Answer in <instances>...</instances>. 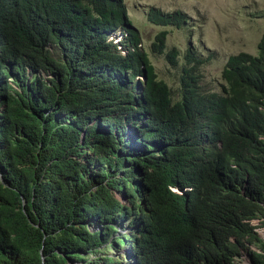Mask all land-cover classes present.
<instances>
[{"label": "trees", "instance_id": "1", "mask_svg": "<svg viewBox=\"0 0 264 264\" xmlns=\"http://www.w3.org/2000/svg\"><path fill=\"white\" fill-rule=\"evenodd\" d=\"M116 30L122 54L105 41ZM166 35L148 51L174 88L123 0H0V264H115L121 246L137 264H264V31L255 56L227 58L220 92ZM127 217L142 218L133 237L118 234Z\"/></svg>", "mask_w": 264, "mask_h": 264}, {"label": "rangeland", "instance_id": "2", "mask_svg": "<svg viewBox=\"0 0 264 264\" xmlns=\"http://www.w3.org/2000/svg\"><path fill=\"white\" fill-rule=\"evenodd\" d=\"M123 5L131 25L138 31L142 49L154 73L170 88L176 87V69L167 65L161 56L148 51L156 33L167 32L165 44L168 49L174 47L183 53L192 47L195 53L207 59L199 70L200 86L204 91L220 92L224 85L221 71L227 58L240 52L255 56L256 44L264 31V0H123ZM149 7L163 12L183 11L189 17L188 25L182 30L152 26L144 17ZM49 50L54 58L58 56L55 48ZM128 222L132 226L136 224L131 218L123 224ZM256 231L263 239L264 228Z\"/></svg>", "mask_w": 264, "mask_h": 264}, {"label": "clouds", "instance_id": "3", "mask_svg": "<svg viewBox=\"0 0 264 264\" xmlns=\"http://www.w3.org/2000/svg\"><path fill=\"white\" fill-rule=\"evenodd\" d=\"M115 40H116V42H115ZM124 40H125V37L120 30H116V31L110 33L109 35L106 36V39H105L106 43H109L110 45L115 46V48L121 54H122V50H123V46H124ZM113 42H115V43H113ZM142 79H143L142 76L137 78L138 81L144 82ZM124 134H125L126 139L130 138L133 135V133L130 129H128L126 132H124ZM188 190H189L188 188L187 189H181V190H178L177 188H171V191L177 195H181L182 193H184L185 191H188ZM115 198L124 207L128 206V204L125 203L124 200L121 199L117 194L115 195ZM129 218L134 220L136 224H134L132 226V225H130V222H128L126 225H124L123 223L126 222ZM141 220H142V218L139 217V223ZM116 223H117V229H118L119 235H121V234H130L131 235V232L135 233V231L139 225L138 220L135 217H127L124 219L121 218L120 220L116 221ZM121 247L118 249V251L110 252L111 257L116 259L115 264H137V257L134 253L133 246L131 247L132 249H129L127 247H122V249H124L123 252H121L122 251ZM115 253H117L118 255H115ZM234 262L236 264H247L248 260H247V257L244 255V256L240 257L239 259H234ZM94 264H96V263L94 262ZM97 264H100V262Z\"/></svg>", "mask_w": 264, "mask_h": 264}, {"label": "water", "instance_id": "4", "mask_svg": "<svg viewBox=\"0 0 264 264\" xmlns=\"http://www.w3.org/2000/svg\"><path fill=\"white\" fill-rule=\"evenodd\" d=\"M142 78H143L142 80L145 81V77H144V75H142Z\"/></svg>", "mask_w": 264, "mask_h": 264}]
</instances>
